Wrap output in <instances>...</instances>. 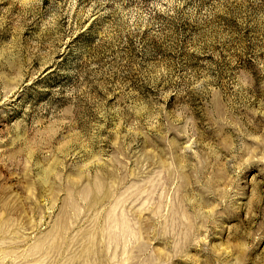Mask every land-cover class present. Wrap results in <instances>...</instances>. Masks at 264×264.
Segmentation results:
<instances>
[{
    "label": "rangeland",
    "instance_id": "obj_1",
    "mask_svg": "<svg viewBox=\"0 0 264 264\" xmlns=\"http://www.w3.org/2000/svg\"><path fill=\"white\" fill-rule=\"evenodd\" d=\"M0 264H264V0H0Z\"/></svg>",
    "mask_w": 264,
    "mask_h": 264
},
{
    "label": "snow or ice",
    "instance_id": "obj_2",
    "mask_svg": "<svg viewBox=\"0 0 264 264\" xmlns=\"http://www.w3.org/2000/svg\"><path fill=\"white\" fill-rule=\"evenodd\" d=\"M6 39H8L7 36L0 34V40H6Z\"/></svg>",
    "mask_w": 264,
    "mask_h": 264
}]
</instances>
